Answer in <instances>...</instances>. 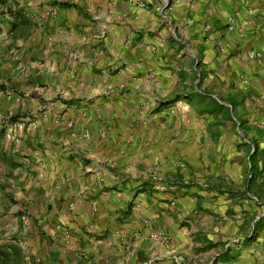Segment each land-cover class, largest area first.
Returning a JSON list of instances; mask_svg holds the SVG:
<instances>
[{"label":"crops","instance_id":"crops-1","mask_svg":"<svg viewBox=\"0 0 264 264\" xmlns=\"http://www.w3.org/2000/svg\"><path fill=\"white\" fill-rule=\"evenodd\" d=\"M140 1L0 0V244L19 264H264L245 55L264 31H228L231 1Z\"/></svg>","mask_w":264,"mask_h":264},{"label":"built area","instance_id":"built-area-1","mask_svg":"<svg viewBox=\"0 0 264 264\" xmlns=\"http://www.w3.org/2000/svg\"><path fill=\"white\" fill-rule=\"evenodd\" d=\"M133 3L144 5V2L140 0H130ZM222 0H212L213 2H221ZM234 3V9L232 12L220 16L228 31H233L237 36L244 40L247 34V28L252 25L260 30L264 31V22L261 19L257 18V7L252 4V0H226ZM166 8H171V4L167 1L165 3ZM205 29L212 30L213 23L207 22L205 24ZM229 48V45L226 44L225 50ZM245 55L248 60L255 62L260 66L264 61V52L255 48H249L246 50ZM241 81L245 86L250 84V80L245 77H241ZM87 134H84L83 137H87ZM150 238L156 242L167 244L170 242V235L167 234L164 230H156L150 234ZM240 242V238L233 239L230 244L235 245Z\"/></svg>","mask_w":264,"mask_h":264},{"label":"trees","instance_id":"trees-1","mask_svg":"<svg viewBox=\"0 0 264 264\" xmlns=\"http://www.w3.org/2000/svg\"><path fill=\"white\" fill-rule=\"evenodd\" d=\"M22 258V250L19 244L14 242L0 244V264H19Z\"/></svg>","mask_w":264,"mask_h":264}]
</instances>
